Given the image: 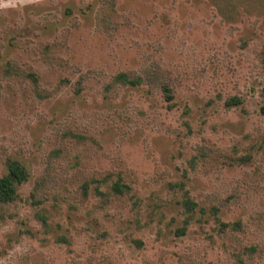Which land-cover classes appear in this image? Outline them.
<instances>
[{
  "label": "rangeland",
  "instance_id": "374dc122",
  "mask_svg": "<svg viewBox=\"0 0 264 264\" xmlns=\"http://www.w3.org/2000/svg\"><path fill=\"white\" fill-rule=\"evenodd\" d=\"M227 3L116 0L126 24L102 34L100 0H0V177L11 159L29 173L0 204V264H264V0ZM8 61L37 82L7 80ZM147 69L172 103L112 88ZM214 146L229 156L199 154Z\"/></svg>",
  "mask_w": 264,
  "mask_h": 264
},
{
  "label": "trees",
  "instance_id": "16d2710c",
  "mask_svg": "<svg viewBox=\"0 0 264 264\" xmlns=\"http://www.w3.org/2000/svg\"><path fill=\"white\" fill-rule=\"evenodd\" d=\"M225 2L233 1L235 5H239L240 2L245 0H219ZM126 22V21H125ZM125 22H120L119 15L116 11V0H100V6L96 13V25L97 30L102 34H109L111 31L116 30L119 26L124 25ZM126 24V23H125ZM3 45L0 44V57L2 55ZM41 58L47 64L51 65L52 67H63V68H70L71 65L62 57L54 56L49 53L48 48L40 49ZM5 67V74L7 80H22V79H30L33 82H37L38 76L35 71L28 68H23L17 61H8L4 63ZM80 85L81 82H78ZM112 88L116 86L119 87H147L152 94L156 90L161 91L165 97V100L169 103L174 101V94L173 89L169 84H166L165 81L161 78L160 74L152 71V69H147L142 71L141 73L135 72H123L117 74L113 80L111 81ZM81 86H78V89L81 90ZM114 95L117 93L114 92ZM241 101L239 99L234 100L231 104H240ZM262 113L264 114V107L262 109ZM216 150L207 149L208 152L200 153L204 157H209L210 159H214L215 157L227 158L229 153L227 151L221 150L214 146ZM208 154V155H206ZM52 165V163H51ZM46 167L44 173L38 177L36 181V186L32 193V198L38 205L44 203L45 196L47 197L50 193L45 188L48 186V183L54 180L52 166ZM7 175L0 177V204L1 205H8L16 201L17 199V186H20L26 183L29 179V173L27 168L20 162L16 160H8L7 161ZM134 175L130 169L127 167L122 166L120 171L117 174V180L113 183L110 187V192L113 193L115 196H124L128 193L132 192V186L130 183L127 184L128 179H131V175ZM127 180V181H126ZM83 187V186H82ZM83 193H88V188L83 187ZM53 191V190H52ZM44 196V197H43ZM197 205L193 203L192 205L187 206V210H194ZM218 210V208H216ZM238 225L235 223L233 228ZM224 226V224H223ZM228 226V225H226ZM226 229V227H225ZM249 252L252 250L256 251L253 247L248 248ZM91 264V263H90Z\"/></svg>",
  "mask_w": 264,
  "mask_h": 264
}]
</instances>
